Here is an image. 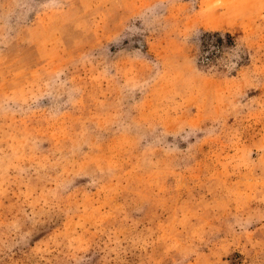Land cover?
<instances>
[{"label": "rangeland", "instance_id": "1", "mask_svg": "<svg viewBox=\"0 0 264 264\" xmlns=\"http://www.w3.org/2000/svg\"><path fill=\"white\" fill-rule=\"evenodd\" d=\"M0 264H264V0H0Z\"/></svg>", "mask_w": 264, "mask_h": 264}, {"label": "trees", "instance_id": "2", "mask_svg": "<svg viewBox=\"0 0 264 264\" xmlns=\"http://www.w3.org/2000/svg\"><path fill=\"white\" fill-rule=\"evenodd\" d=\"M218 39H219V41H220L221 38H218Z\"/></svg>", "mask_w": 264, "mask_h": 264}]
</instances>
